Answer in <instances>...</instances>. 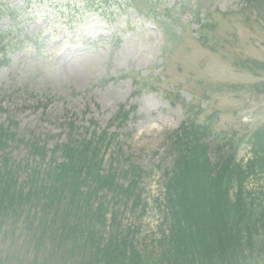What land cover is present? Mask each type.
<instances>
[{"label": "rangeland", "instance_id": "374dc122", "mask_svg": "<svg viewBox=\"0 0 264 264\" xmlns=\"http://www.w3.org/2000/svg\"><path fill=\"white\" fill-rule=\"evenodd\" d=\"M120 2L0 0V125L49 148L63 140L69 119L116 132L104 167L119 148L120 163L129 157L145 173L141 201L118 204L117 220L132 228L134 249L156 256L169 233L163 173L183 103L213 134L238 142L237 159L249 157L246 139L264 125V0H143L137 9ZM8 7L22 11L12 19ZM120 109L128 120L110 126ZM10 150L18 159L26 153ZM10 221L0 228L2 264H94L79 249L91 244H59L21 218ZM51 246L55 253L43 250Z\"/></svg>", "mask_w": 264, "mask_h": 264}, {"label": "trees", "instance_id": "16d2710c", "mask_svg": "<svg viewBox=\"0 0 264 264\" xmlns=\"http://www.w3.org/2000/svg\"><path fill=\"white\" fill-rule=\"evenodd\" d=\"M121 1L133 9L143 2ZM7 11L13 19L22 10L8 7ZM3 34L0 31V43ZM189 107L183 103V123L169 136L173 162L163 173L161 205L169 233L156 256L132 247L133 230L120 228L115 211L118 204L137 207L144 171L129 157L120 163L119 148L110 153L104 167L105 152L117 133L78 126L70 119L63 140L50 148L38 136H18L11 125H0V228L21 218L47 240L91 244L79 249L89 251L94 264L264 261V125L246 139L249 157L237 159L238 142L228 135L213 134L197 122ZM127 120L128 112L120 109L109 125L120 127ZM209 143L218 151L214 162L207 154ZM14 146L25 149L23 158L11 156ZM107 195L108 199L103 198ZM57 248L43 250L55 253ZM148 259L155 261L148 263Z\"/></svg>", "mask_w": 264, "mask_h": 264}]
</instances>
